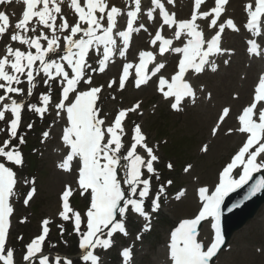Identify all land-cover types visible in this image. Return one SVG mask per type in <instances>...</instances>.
I'll use <instances>...</instances> for the list:
<instances>
[{
    "label": "snow or ice",
    "instance_id": "obj_1",
    "mask_svg": "<svg viewBox=\"0 0 264 264\" xmlns=\"http://www.w3.org/2000/svg\"><path fill=\"white\" fill-rule=\"evenodd\" d=\"M204 0H194L195 9L198 10ZM227 0H215V7L210 11L201 12L202 18L210 17L215 13V17L210 20L209 27H218L215 35L206 39L199 25L196 23L198 16L194 11L190 19L177 21L174 14H169L161 0H152L156 8L160 9L163 16V24L160 26L152 39L151 43L156 45L159 41V53L171 50L172 52L182 54L179 59L178 68L171 79L160 77L159 91L165 98H174L171 104L173 109H179L185 97H191L195 100V90L192 85L185 79L186 73L192 69L195 73L204 70L208 63L209 57L213 54L220 53L221 34L225 27L238 30L232 19L217 25V19L220 17L222 6ZM26 10L23 12L22 19L15 24V29L10 39L18 41L27 46V51L20 48H13L11 44L6 47V52L0 56V89L4 90V95H0V102L7 98L10 103L2 104L0 110V120L5 117V111L13 114L14 118L10 120V138L0 146V157L6 159L14 165L23 164V154L17 146L11 145L12 138H17L18 128L21 122V112L25 105L23 102H17L11 97L12 93H23L24 89L13 86L21 82V76H26L30 85L29 95L35 87L36 76L42 72L46 79L44 83L51 88V81L59 78L62 87V99L55 105L57 109L65 110L69 121L68 126L63 131V141L69 147L70 151L61 167L70 170V162L79 157L81 166L79 168L78 185L82 189V194L91 190V202L87 208L84 217L78 211L73 210L69 204V197L72 193L71 186H68L62 194V211L59 215L64 221H73L74 231L81 236L80 248L85 252L82 260L91 261V264H98L99 257L94 254L97 247L104 249L109 248L113 241L112 236L119 231L128 235L125 224L122 220L117 219V212L125 214L129 206L132 211L150 219L148 212L145 211L144 202L151 191L150 178L144 177L143 169L148 173H154V162L159 157L155 155L152 147H149L146 135L142 132L139 124L134 127V134L130 142V147L126 150V155H121V149L124 147L123 136L125 135L123 121L128 112L135 111L139 103L129 109H121L116 115L114 121L105 125V120L99 117V109L96 107V101L103 85L99 87H90L86 91H78L77 86L83 81L91 84L92 77L87 76L86 70L91 68L88 63L89 53L94 49L95 53L101 58L98 60L100 72H103L107 62L115 54L116 38L113 30L116 26V17L121 14V9L111 6L107 0H70V6L74 9L77 20L74 24H69L67 17L62 16L61 0H23ZM134 10L127 12V28L124 31L116 33V36L123 40L124 48L120 50L119 55L124 57L129 44L130 35L133 31H138L133 27L138 13L141 11V0H134ZM249 20L246 27L259 34V23L261 17H264V0H255L246 5ZM149 18H152L150 10ZM61 22L57 24V18ZM35 18V22L32 23ZM107 19V25L103 21ZM0 37H2L9 28V17L0 12ZM31 24V28L29 25ZM178 25L174 32V38L179 39L182 35L187 37V42L183 47H172L173 40L165 38L162 35L164 25ZM143 27V25H141ZM39 34L28 36L27 32H37ZM48 29L49 32H45ZM21 32L24 34L22 35ZM61 38L64 41V48L61 49ZM42 42H46L42 43ZM249 49L252 53H258V45L254 40H250ZM101 46L103 50L101 52ZM32 49H35L33 52ZM63 51L59 59H51L49 54H56ZM155 60V54L152 51H141L139 53V64L135 66L136 86L146 83L149 79L148 65ZM37 62L39 66L37 67ZM65 65L70 68L66 70ZM134 66L132 63L124 65L122 76L119 81V87L124 88L125 82L130 75L129 70ZM165 65L157 64L151 72L156 75ZM215 70V64L212 65ZM97 71V69H92ZM116 81L113 79L108 87H112ZM167 87V90H165ZM70 93H75L74 99L69 103ZM51 91L47 94H41L40 101L42 106L37 104L29 105L30 109L43 117L51 101ZM229 108H224L219 121L222 123L229 115ZM59 115V112L57 113ZM240 127L237 131L245 135L241 147L226 164L219 176V183L213 191L208 187L199 188V196L203 205L198 214L193 218L184 219L179 227L171 234V258L173 264H210L212 258L220 250L224 243V237L221 230V216L224 198L237 188L247 184L252 179L253 173L264 169V76H261L255 89L253 102L246 106L238 116ZM32 124L28 125L31 128ZM219 128L213 130V134ZM45 132L44 136L47 137ZM19 143H24L22 136L18 137ZM141 148L145 156L138 153L137 149ZM9 149V150H6ZM206 149V146H205ZM258 158H260L258 160ZM127 161L123 165L121 160ZM124 169V182L131 186L132 197L125 198V192L121 186V180L118 178V168ZM168 168L172 165L169 163ZM191 165L188 166L190 168ZM188 168L185 171H188ZM239 169L238 177L233 172ZM171 184L172 181H168ZM16 185V173L12 167L6 166V163L0 162V260L5 264H14V250L6 251L7 232L10 227L9 216L13 212L9 200L14 194ZM142 186V187H141ZM139 189V191H138ZM264 189V177L252 187L250 195H255L258 191ZM35 189L27 194L24 203L27 204L31 199ZM163 192V185L161 186ZM138 193V198L137 197ZM182 194V193H181ZM160 193H157L152 207L159 208ZM123 206H121V202ZM231 211V209H229ZM71 213V215H70ZM212 218V228L214 236L211 242L206 246L198 240V226L202 221ZM50 221L45 219L42 222V234L35 237L26 246V254L23 259L28 264L38 258L39 264H50L49 256L43 253V244L50 231L48 225ZM84 224L86 231L81 232V225ZM111 225V228L109 226ZM63 230V225H60ZM104 229H109L107 238H104ZM39 254V255H38ZM130 249L125 248L123 256L125 260L130 257ZM72 264L71 259L57 256L54 264Z\"/></svg>",
    "mask_w": 264,
    "mask_h": 264
},
{
    "label": "rangeland",
    "instance_id": "obj_2",
    "mask_svg": "<svg viewBox=\"0 0 264 264\" xmlns=\"http://www.w3.org/2000/svg\"><path fill=\"white\" fill-rule=\"evenodd\" d=\"M244 64L247 67L246 62ZM244 76H247V74L242 75V77ZM150 89L153 90V86ZM211 91L213 92V89ZM230 94L231 91L228 94L229 97ZM140 95L141 93L134 92L131 98H126L124 97V93L118 94V98L113 101L111 98H107L108 94H106L105 101L112 102V107L103 106L102 112L105 116L110 115L109 119H112V114L117 107L131 105L134 100L140 99ZM153 98L151 101H143L142 107L145 110L144 113L138 110L134 115H130L129 120L124 124L125 135L123 138H132L134 127L136 124H139L142 132L147 137L146 142L148 146L153 148L155 155L160 157V162H162L161 165L156 162L154 164L155 170L162 168V175L156 174L155 172L149 175L147 174V170L143 169L146 170V173L142 178H150L153 185L152 193L156 192L160 185H163V188H165L164 186H167L165 184L167 178L173 181V184L169 189L165 188L166 192L168 190L170 192L166 194V201L164 203V209L161 212V217L153 224V230L144 237V242L136 246L137 257L135 255V264H156L154 259H151V257L154 258L156 255L152 256V253L165 242L169 229L180 218L191 217L198 207L195 201L194 188L197 185H212L216 181L218 169L240 143V141L237 143L234 142V137L230 136L228 147L217 144V139L228 137L224 136L223 130L230 127V122L223 127L216 139L210 136V128L216 119L217 113H214L211 122L204 124L202 121H199L200 118L194 115L190 108L187 109L186 113L173 114L168 110L166 103L159 102L160 98L158 96L155 95ZM247 101L238 105L241 106ZM26 120L25 132L27 135L37 132V136H31L32 138L35 137L36 148L34 147V149L37 152L32 156L34 163L32 168L29 166L30 160L27 157L23 165L16 169L20 177L17 194L20 199L23 198L27 190L30 189L25 184H34L33 179H31L32 177H35V187L38 193L29 205L22 206L18 202L15 204L16 215L14 218L15 222L12 229L11 242L12 248L17 254L19 264L21 263L22 254L24 252L26 253V243H30L33 240L32 235L35 234V237L40 235L41 230L39 229V224L45 219L50 221L48 225L50 231L48 240L45 246H43L44 252L58 251L64 254H72L76 251L78 241V236L72 234L70 223L66 224L63 219L62 222L58 221L60 213L58 193L66 181L65 177L55 167L57 157L50 154L52 148L58 144V139L46 138L44 142V139L41 138V132L48 128V124L44 125L42 122L35 120L33 116L28 115H26ZM29 124H32L31 128H28ZM235 143L236 145L230 146ZM204 144H207L209 147L206 153H202V145ZM124 146L126 149L129 147L128 144ZM123 152L126 154V151ZM31 153H34L33 149H31ZM138 153L140 154V152ZM164 162L170 163L174 167L173 170H167L165 165H163ZM186 164L193 166V170L188 174L182 172V168ZM180 186H186L189 195L181 202H175L170 198V194ZM168 201L170 202L168 203ZM74 209L76 210V208ZM24 218L28 221L27 224L21 223ZM134 218L132 215L128 217L127 223L130 225L131 231L136 235L141 224H133ZM60 225H63V230ZM28 229H32L31 232ZM133 239L134 237L132 236L127 240H119L121 245H128ZM228 245L230 249L221 252L217 264H249L244 263V261L243 263L242 261L237 262V255L247 257L259 256L260 259L255 264H263L264 221L262 220L261 212L253 220H250L243 229L233 232ZM146 252L148 254L142 256ZM163 256H165V252L160 257ZM116 260H118L117 249L103 254V261L105 263L108 262L109 264ZM51 263L54 264L52 259Z\"/></svg>",
    "mask_w": 264,
    "mask_h": 264
},
{
    "label": "bare ground",
    "instance_id": "obj_3",
    "mask_svg": "<svg viewBox=\"0 0 264 264\" xmlns=\"http://www.w3.org/2000/svg\"><path fill=\"white\" fill-rule=\"evenodd\" d=\"M111 1V0H110ZM113 1V0H112ZM115 1H120V3L126 2L127 0H115ZM127 8V7H126ZM230 9H233V14L238 18L241 16V12H240V5L236 0H233V2L231 3V6L229 7ZM20 9V7L18 5L14 6L12 8L11 14L12 16H15V13L18 12ZM232 14V15H233ZM13 25V23H12ZM11 25V26H12ZM31 28V26H29ZM16 31L15 27L12 28V33ZM227 44H235L234 47H236L238 49V58L237 61H234L233 65H232V70L233 72L228 73V72H224L220 75V78L217 79V77L215 75L209 74L208 76V80L204 79L209 85L208 87H213L214 88V99H217L218 101H222V102H229V97H228V90L230 88L235 89V91L239 94V99L234 101V102H230L233 106H237L240 102L245 101L248 97H249V89H250V85H251V81L254 79L255 77V73L257 71V63L253 62V64L251 65L250 69H245L243 68V63H242V48H241V38L237 35H233V34H229L228 38H227ZM231 39H233V42L231 41ZM167 60V59H166ZM245 69L248 72V76L247 78L243 81L240 80L238 77V72L239 70H243ZM213 84L215 86H213ZM142 98H145L149 91L148 89H145L144 92H142ZM215 110L210 107V104H207L206 102H203L200 104V106L197 107L194 110V113H196L197 115L200 116V119L202 121V123H207L208 121L211 120V118L214 115ZM60 119V116H58ZM59 120L56 121V125H59ZM60 126V125H59ZM239 135L234 136V142L239 141ZM229 138H224L222 139V146L223 147H228L229 144ZM230 145V146H234ZM58 151H61L60 146L57 149ZM57 151V152H58ZM119 170L121 171L122 169L119 168ZM66 179H70L69 175L63 174ZM256 197L259 196V193L257 192L255 194ZM163 252H166L165 249L163 247H160L158 250H155L152 254L156 255L154 256V261L156 262V264H165V260H163L160 256ZM159 255V256H158ZM161 258V259H160ZM260 257L259 256H251V257H247V256H242V255H237L236 256V261H244V263H249V264H255L258 263Z\"/></svg>",
    "mask_w": 264,
    "mask_h": 264
},
{
    "label": "water",
    "instance_id": "obj_4",
    "mask_svg": "<svg viewBox=\"0 0 264 264\" xmlns=\"http://www.w3.org/2000/svg\"><path fill=\"white\" fill-rule=\"evenodd\" d=\"M234 199H235L234 196L231 197L229 199L228 203H227V206H226V214H227L226 223H227V227H228L229 219L232 218L234 220L237 217L238 213H239V209H240L239 206L238 207L236 206V208L233 211H229V209L232 210V205L234 203ZM230 231H231V229L229 230V232Z\"/></svg>",
    "mask_w": 264,
    "mask_h": 264
}]
</instances>
